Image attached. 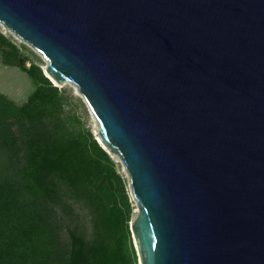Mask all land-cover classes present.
<instances>
[{"label": "water", "instance_id": "obj_1", "mask_svg": "<svg viewBox=\"0 0 264 264\" xmlns=\"http://www.w3.org/2000/svg\"><path fill=\"white\" fill-rule=\"evenodd\" d=\"M0 22L123 163L140 264H264V0H0Z\"/></svg>", "mask_w": 264, "mask_h": 264}, {"label": "trees", "instance_id": "obj_2", "mask_svg": "<svg viewBox=\"0 0 264 264\" xmlns=\"http://www.w3.org/2000/svg\"><path fill=\"white\" fill-rule=\"evenodd\" d=\"M24 48L0 32L36 84L23 104L0 92V264H139L125 177Z\"/></svg>", "mask_w": 264, "mask_h": 264}, {"label": "rangeland", "instance_id": "obj_3", "mask_svg": "<svg viewBox=\"0 0 264 264\" xmlns=\"http://www.w3.org/2000/svg\"><path fill=\"white\" fill-rule=\"evenodd\" d=\"M0 32L10 38L12 41L18 45H24L26 49H23V53L28 56L31 60L38 63L45 74L49 76L46 72V66L48 61L44 56L36 50L31 44L24 41L22 38L17 36L14 32L9 31L5 25L0 23ZM49 78L53 81L54 85H57L62 94L65 96L64 101V114L68 117H73V121L79 126L90 128L96 136H98V121L95 115L91 111L90 107L86 103L82 94L79 92L76 85L71 82L58 83L51 76ZM36 84L29 75L20 69L19 67L10 66L2 62L0 53V92L4 93L7 97L14 100L17 104H23L29 97V95L35 90ZM113 159L116 161L119 171L123 174L126 179L127 189L131 196V202L134 206V212L132 221L136 216L137 204L131 191V186L129 182V177L127 171L117 155L109 152ZM131 221V222H132ZM131 225V223H130ZM140 264V262H139Z\"/></svg>", "mask_w": 264, "mask_h": 264}, {"label": "bare ground", "instance_id": "obj_4", "mask_svg": "<svg viewBox=\"0 0 264 264\" xmlns=\"http://www.w3.org/2000/svg\"><path fill=\"white\" fill-rule=\"evenodd\" d=\"M1 24H3L2 22H0ZM4 25V24H3ZM7 28V27H6ZM9 31H11L9 28H7ZM13 32V31H12Z\"/></svg>", "mask_w": 264, "mask_h": 264}]
</instances>
